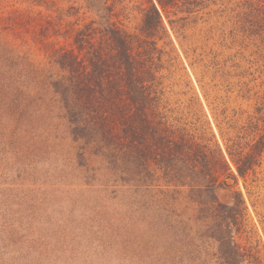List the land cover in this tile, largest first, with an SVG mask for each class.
<instances>
[{"label":"rangeland","instance_id":"374dc122","mask_svg":"<svg viewBox=\"0 0 264 264\" xmlns=\"http://www.w3.org/2000/svg\"><path fill=\"white\" fill-rule=\"evenodd\" d=\"M145 2L0 0V58L6 68L19 57L20 67L48 69L47 43L70 47L86 26L96 28L98 38L114 22L140 33ZM242 3L204 0L198 11L188 4L176 14L177 8L162 10L167 33L159 42L166 52L159 86L165 120L196 139L214 135L236 174L228 138L244 143L264 133V52L237 24ZM80 145L57 116L34 105L18 109L14 90L0 96V264H148L143 247L147 237L154 240L148 216L158 214L180 232L188 223L190 233L207 237L205 246L212 243L199 264L207 258L206 264H226L188 187L168 184L158 172L133 194L134 188L112 184L100 160L83 156ZM238 182L247 210L235 238L264 259V153ZM133 195L139 203L132 206ZM219 198L232 200L226 189ZM236 264L258 263L246 257Z\"/></svg>","mask_w":264,"mask_h":264},{"label":"trees","instance_id":"16d2710c","mask_svg":"<svg viewBox=\"0 0 264 264\" xmlns=\"http://www.w3.org/2000/svg\"><path fill=\"white\" fill-rule=\"evenodd\" d=\"M203 1L146 0L140 33L114 22L100 38L91 25L78 30L70 47L46 41L50 46L48 69L32 64L20 67L19 57H13L6 68L8 64L0 58V96L14 90L18 109L26 111L34 105L60 118L73 140L81 144V154L100 160L101 168L114 178L112 184L134 188V194L149 176L161 172L168 184L188 187L198 197L195 202L204 218L198 221L214 233L211 237L219 243L226 264L246 257L264 264L259 251L247 253L234 235L247 210L238 176L246 178L260 165L264 133L244 143L228 138L227 152L236 174L214 135L196 139L172 128L161 111L163 91L159 86L166 52L159 42L161 34L167 33L162 10L171 13L177 8L176 14L181 5L188 4L198 11L195 8ZM242 8L237 24L245 36L258 40L256 46L264 52V0H244ZM13 21L18 23L16 18ZM47 24L51 26L50 21ZM221 189L228 190L232 200L222 202ZM130 198L132 206L139 203L136 196ZM158 215L148 216L150 236L154 237H147L143 247L148 264H199L200 253L210 255L212 243L204 245L207 237L197 230L190 233L188 223L180 232L176 224Z\"/></svg>","mask_w":264,"mask_h":264}]
</instances>
